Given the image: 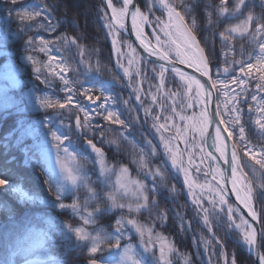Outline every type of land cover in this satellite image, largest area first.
Instances as JSON below:
<instances>
[{"label": "trees", "instance_id": "16d2710c", "mask_svg": "<svg viewBox=\"0 0 264 264\" xmlns=\"http://www.w3.org/2000/svg\"><path fill=\"white\" fill-rule=\"evenodd\" d=\"M168 2L184 15L185 24L204 48L206 56L208 45L213 46L215 60L209 64L213 80L219 78L228 86L239 76L246 86H259L264 91V79L261 78L264 71L255 59L260 53V43H264V33L255 32L264 24V0H245L239 11L235 10L238 0H223V5L229 9L227 13L222 12V0ZM138 3L150 20L158 16L161 21L167 22V13L160 7L159 0H138ZM150 7L152 11H149ZM41 8L47 11L30 21H21L16 15L24 9ZM104 11L102 0H16L15 3L0 0V36L4 40L0 41V178L9 181L7 185L0 186V205L4 212L11 213L0 221V264L9 263L11 251L24 249L32 252L33 246L50 254L55 264H83L88 259L101 258L107 252L103 246L101 253L90 254L91 242L78 241L68 226H85L93 235L100 233L101 229L104 235L112 237L113 245L115 238L110 233H119L115 220L122 222L125 218H133L143 235L136 228L130 230L122 223L120 232L127 235L121 237L120 245L131 243L145 264H232L233 260L235 264H255L223 215L220 217L224 227L212 224L219 241L203 226L186 195L183 181L166 162L157 139L150 132L149 119H145L144 112L137 105L132 90L135 84L130 87L129 77L116 65L112 38L105 27ZM249 15L252 17L249 33L242 37L231 36L229 26ZM221 34L229 39L225 40ZM120 35L127 41L125 36ZM70 38H74L76 43H65ZM28 57H32L35 63ZM238 61L244 63L246 72L251 75L239 72ZM6 62L13 66H6ZM55 62L63 64V69L58 68L64 74L63 79L52 71ZM247 63H252L254 67L248 70ZM216 68L220 69L219 73ZM224 68L229 71L223 72ZM132 79L136 81V77ZM9 82L12 85L6 87L4 84ZM88 86L95 87L91 93L94 99L101 88L114 98L113 107L127 127L112 124L100 115L92 119L89 112L93 128L91 131L87 129L84 125L85 112L80 108L86 105L83 89ZM222 86L217 85L218 88ZM26 92L45 94L66 102L71 94L73 103L67 105L65 102L63 109L49 107L35 110L26 102ZM252 93L253 96L256 94L254 90ZM218 98L223 101L222 92H217ZM102 101L103 97L96 102L97 105ZM261 107L264 108V104H255V114L249 120L242 117L246 143L256 150L257 159L261 156V149H264V131L256 124L258 119L264 123L259 114ZM221 115L227 124L226 114ZM76 116H80L83 124L81 134L74 125L73 118ZM46 117L50 118L49 125L46 124ZM228 128L233 138L236 137L238 127ZM52 132L69 137L66 142L72 143L79 151L77 157L88 177L83 184L66 194L46 160L49 144H45L42 137ZM87 139L105 150L108 171L127 168L131 177L146 186L142 189L143 195L148 196L146 205L142 197L131 204L126 197L123 199L115 195L122 199L119 200L121 204H129L130 207L112 206L108 199L111 190L114 194L112 181L110 176H106L108 185L102 186L95 154L82 147L83 140ZM148 141L152 142L151 145ZM238 142L233 139L242 162H247L251 154L241 153ZM152 147L156 148L155 154L151 152ZM142 160L150 169L160 168L164 173L163 180L157 178L155 193L147 191L153 180L141 166ZM255 173L258 178L252 179L253 200L261 228H264V187H261L264 185V172ZM50 188L52 191H49ZM73 202L77 203L75 210L59 207L60 203ZM26 203L29 205L25 206ZM138 206H142L139 211L136 210ZM86 217L93 221L87 223ZM261 244L264 255V235ZM161 245L164 246L163 257ZM145 246L149 252L144 251Z\"/></svg>", "mask_w": 264, "mask_h": 264}, {"label": "snow or ice", "instance_id": "6c2138e0", "mask_svg": "<svg viewBox=\"0 0 264 264\" xmlns=\"http://www.w3.org/2000/svg\"><path fill=\"white\" fill-rule=\"evenodd\" d=\"M12 2L15 3L16 0H12ZM244 4L245 0H238L235 5V10L239 11ZM159 5L167 13L168 20L166 23L161 21L158 16L155 17L154 20H150L148 14L143 12L140 7L134 5V0H122V7L119 8L114 5L113 0H106V8L109 9L110 12L104 11L103 18L106 21L105 27L112 38L111 44L116 54V65L123 71L125 76L129 77V86L132 87V85L135 84V87L132 88L133 92L136 93L135 99L143 105L141 95L144 93L140 86L141 82L133 81L132 71H130V68H133L134 66L135 73L139 76L141 74L140 61L144 58L137 52L136 47H134L131 42L127 44L126 51L122 50L121 43L117 39L118 32L120 30H127L128 25L126 24V21H129L131 30L134 32L136 39L139 41V47L147 52L149 56L158 57L159 61H161L159 64V71L157 73L159 78L157 92L163 91L166 73H171L174 76L179 77L183 85V89L185 90L184 94L187 102L184 104V109H192L194 103L197 102L200 105L199 113L194 114L191 117L179 115L173 106L171 109L172 115L163 117L164 123H160V114L153 115L149 109H144L145 119H148V117L151 116L153 121L152 128L159 136V143L162 146L163 152L168 157L171 167L175 168L178 173H182L183 183L186 185L188 193L192 196L193 205L198 212L203 215L204 225L208 226L209 230H211L209 211L210 209L217 211L219 214L226 216L231 227L241 231L243 242L249 249H253L257 239V229L253 227L252 223H250L249 220H246L242 214L239 217L240 223L237 224L235 222L233 214L240 212V208L229 204L227 196L230 192L234 193L235 199L243 206L244 209L248 211L252 221H256L257 212L252 206V188L248 184H242V180L247 179V173L244 172L245 168H249V170L253 173L257 171L264 172V149H261V156L257 159L256 150L246 143L245 127L240 124L241 110L235 103L236 94L229 91L228 86L224 81H221L219 78L213 80L210 75L209 64L213 63L215 60L213 46L208 45V53L206 56L204 48L201 47V44L197 41L196 36L185 24L184 15H182L180 11H177L173 4L169 3L168 0H159ZM45 11L47 10L44 8L39 10L24 9L22 11H18L16 15L21 21H30L35 17H40ZM149 11H152L151 7L149 8ZM228 11L229 9L223 5L222 0V12L227 13ZM251 19L252 17L249 15L247 20H245L241 25H237L229 31H239L240 34L243 35L244 32L247 31V25ZM193 23H195V21H193ZM153 24L156 25L152 28V33L155 37V44L149 40L144 30L145 25ZM255 32L264 33V24L257 27ZM161 35L164 37L163 40H161ZM221 36L225 40L229 39V37H224L223 34H221ZM29 43L32 42L29 41ZM65 43L75 44L76 41L74 38H70L66 39ZM259 49V56L255 59L256 63L261 65V70L264 71V43H260ZM44 50L45 49H41V51ZM28 59L35 63L32 57H28ZM236 63L239 64V72L241 74L251 75L250 72H246L243 62L238 61ZM125 64L128 66L126 67ZM178 65H187L188 68L195 69V71L200 74V78L196 75L185 72L181 67H178ZM253 67L254 65L252 63H247L248 70H251ZM152 70L153 72H157L155 66ZM37 71H39V68H37ZM215 71L219 73L220 69L216 68ZM228 71V68L223 69V72L225 73ZM205 77L207 80L203 79ZM261 78L264 79V77ZM61 79H63V76H61ZM234 82L237 84H246V82L242 81L239 76L234 78ZM67 83L68 81L65 80L66 85ZM218 84L223 86L218 88ZM214 89L216 90L215 92L213 91ZM94 90V86H88L83 89L84 97L91 105H93V108L91 109V118L94 119L95 115H100L104 120H107L112 124H119L127 127L125 121L120 119L118 112L113 107L115 103L114 98L109 94H106L101 88L99 89L100 94L96 95L94 99L91 95ZM217 92H222L224 99L223 101H220L218 98L215 111L213 112L208 105L211 103V97L216 95ZM166 95L169 97L175 96L172 92H168ZM101 97H103V101L97 105L96 102L101 101ZM253 99H255V97H253ZM151 100L155 104L157 102V95H151ZM229 100L232 101L231 105H229ZM41 103L46 108L51 107L63 109L66 107V104L71 105L73 103V96L71 94L67 96L66 104L61 103L59 100H52L50 98L43 99ZM124 103L127 104L128 101L125 100ZM76 106L80 107L78 104ZM80 110L85 112L86 119L84 121V125H86L89 131H91L93 124L89 118V110H86L83 107H81ZM249 111H251V109H249ZM104 113H106V115H104ZM222 113L226 114L228 120L231 121L228 127H238L237 139L239 141L241 153L244 155H248L249 153L251 154L250 160L247 162H242L241 155L237 152V143H233L228 139L233 135L232 131H228L225 135V129L222 127L225 120L221 115ZM177 115H179V119L181 121H187L183 127L174 123H169V121ZM260 115L264 118V111H262ZM256 124L262 131H264V123H261V120H256ZM76 127H81L79 117L76 119ZM210 128H213L214 135L209 132ZM100 135L101 137L103 136L102 131ZM52 137L57 142V148H63V151L67 154L69 149L67 147H63V145L64 141L68 140L69 137L58 135L56 132H52ZM209 139H211V147H213L215 152L219 154V158L213 155L211 151H207L209 147ZM180 141H183L182 148L179 146ZM151 143V141H148L149 145H151ZM86 144L95 154L100 170L103 173L106 170L105 150L102 147H98L91 139H87ZM197 147L202 153L201 165H203L204 159H207L215 164L214 168L211 167V165L196 167L195 171L198 175L203 172V184H198L190 173L194 155L193 148ZM151 152L155 154L156 148L152 147ZM72 158L75 159V154H73ZM66 159L67 157H65L64 160H61V167L64 170L66 179L70 180L74 185L82 182L83 177L73 168L67 166ZM221 161L223 164L227 165V169L221 167ZM141 166L145 169L146 174L153 180L151 188H148L147 191L155 193L158 188L157 178L159 177L160 180H163L164 173L160 168H156L155 170L150 169L147 162L143 160L141 161ZM127 172V168L121 169V178L126 176ZM229 181L231 183L230 188L227 186ZM8 183V180L0 178V186H5ZM145 187V185H141L142 189ZM261 187H264V185ZM49 191H52V189L50 188ZM173 191H175V188H173ZM205 192L207 194L206 196ZM93 194L95 195L94 192ZM108 199L111 201L113 207H125L124 204H118L115 197L111 194L108 195ZM142 199L146 205L148 196L143 195ZM205 199H207L209 207L204 206ZM59 207L61 209L72 208L75 210L77 203H60ZM105 207H107V204H105ZM140 207L142 206H138L136 210L139 211ZM96 211H100V209H96ZM128 223L137 227L138 233L143 235V231L139 228V226H137L135 220L128 221ZM115 224L118 226L117 232H120V227H122L121 220L116 219ZM68 228L74 233L75 238L78 241L91 242V246L89 248L90 254L101 253L103 251L102 245L104 244H108L109 250L113 247L111 245L112 237L110 236H104L100 233L93 235L81 227L72 228L69 225ZM260 231L261 235H264V228H261ZM115 239V247L118 249L120 248L121 237L118 235ZM131 248V245L124 248L123 260L128 262V264H145V262L136 254H130ZM144 251L149 252L147 246H145ZM160 253L161 257H163V245H161ZM20 255H26V250L21 249ZM258 256L260 264H264V255H260L258 253ZM91 264H105V261H97L96 259H93ZM232 264H235L234 260Z\"/></svg>", "mask_w": 264, "mask_h": 264}, {"label": "rangeland", "instance_id": "374dc122", "mask_svg": "<svg viewBox=\"0 0 264 264\" xmlns=\"http://www.w3.org/2000/svg\"><path fill=\"white\" fill-rule=\"evenodd\" d=\"M74 1H79V0H74ZM115 3L117 5H120V0H114ZM163 9V8H162ZM245 20H247V18L241 19V20H236L234 21L228 28V32L231 34V36H236V37H242L245 36L249 33L250 30V22L247 25V31L244 32L243 35L240 34L239 31L237 32H230V29L235 28L237 25H241ZM154 26L153 25H147V30L149 35L152 37V39L155 41V37L152 33V28ZM158 34V33H157ZM124 37H121V35L118 33L117 39L120 41L121 43V48L122 50L126 51L127 50V44L129 42H131L130 40L126 39L127 41H125L124 39H122ZM161 40H163L162 36H161ZM0 41H4L3 37L0 36ZM2 50H0L1 52ZM4 51V50H3ZM137 52L139 53V51L137 50ZM140 54V53H139ZM6 66H13L12 63L6 62L5 63ZM63 65V64H62ZM61 65L60 62H55L54 63V67L52 68V71H55L57 74H59V76H64V74L62 73V71L60 69H63V66ZM125 66L127 67L128 65L125 64ZM155 66L157 72H153V67ZM60 68V69H58ZM11 71L13 70V67H11L10 69ZM140 70H141V74L139 76L136 75L135 73V68L133 66V68H130V71H132V77H136V81L141 82L140 86L143 90V93L141 95V100L143 101V105L140 104V102H137V105L142 109V111L144 112V109H149L151 111V114L155 115V114H160L161 115V120L160 123H164V116H171L172 112L171 109L174 106L176 112L179 115H185L190 117L192 114V111H195V114H198L200 111V105L199 103H194V106L192 109H184V104L187 102L186 97H185V90L183 89V85L181 83V81L174 76L171 73H166V79H165V86L162 92H157V85L159 84V78H158V71H159V66L152 64L148 61H145L144 59L140 61ZM15 83V81L13 82ZM232 84V85H231ZM231 84L229 83L228 85V89L231 93L236 94V100L235 103L237 105V107L240 108L241 112L244 110L241 109V97L243 95H245L246 93V85L244 83L242 84H237L236 82H234V80L231 82ZM6 87H9L12 85V83H5L4 84ZM14 85V84H13ZM168 92H172L175 94V96L173 97H169L168 95H166V93ZM27 96V100L26 102L28 103V105H30L31 107H33V109L35 110H42V109H46V107H44L41 103V101L45 98H50L52 100H59L61 103H65L66 101L63 99H58L56 97H52V96H47L45 94L42 95H38L36 92L31 94V93H25ZM156 94L157 95V102L154 104L151 100V95ZM136 95V93H134V96ZM255 97V99H252V101H254V103H262L264 104V102H261L260 100L264 99V97H261L260 94H255L254 96H252V98ZM136 100V99H135ZM263 101V100H262ZM232 101L229 100V105H231ZM85 109L89 110V112H91V109L93 108V105H91L87 100L85 101ZM49 108V107H48ZM262 109L259 111V114L262 112V110L264 109L263 107H261ZM183 109V110H182ZM64 112V111H63ZM92 114V113H91ZM145 114V112H144ZM179 115L175 116L172 118L171 121H169V123H174L180 127H183L187 121H181L179 119ZM96 116V115H95ZM77 117H79L80 121L81 118L80 116H76L75 118H73L74 122L76 121ZM92 117V115H91ZM54 118V116H53ZM227 118V115H226ZM149 121H150V132L155 136V138L157 139V143H159V136L158 134L155 132V130L152 128V119L151 116L148 117ZM47 120V125H49V121L50 118L46 117ZM231 123V121L228 120L227 118V125H229ZM240 124H242V113H241V120H240ZM81 127L83 128V124L81 121ZM235 129V128H234ZM78 133L81 134V132L79 131ZM44 139V143L45 144H49V146L46 148L47 150V157L46 160L47 162L50 164V168H52V170L54 171L56 178L59 179L60 182V188L62 190L63 193H67L70 192L71 190L79 187L81 184H83V182L85 181L87 177L84 168L82 166V164L79 162V159L77 157L76 153H79V151L75 148V146L72 143L66 142L64 141V145L63 147H67L69 149V152L66 154L63 151V148L58 149L57 148V142L53 139L52 134H48V135H44L42 137ZM236 137H234V141H237L238 139H236ZM239 143V142H238ZM181 144H183V141H181ZM160 145V143H159ZM98 146V145H97ZM180 146V145H179ZM82 147L86 150H88L89 152H91L92 154H94L87 146L86 144V140H83L82 142ZM99 147V146H98ZM239 147V146H238ZM163 157L165 158L166 162L168 164H170V161L168 159V157L166 156V154L163 152L162 146L160 145ZM196 150V155L195 157L198 158V160H201V152L200 149L197 148H193V150ZM238 152V151H237ZM73 154H75V159L72 158ZM239 154V152H238ZM187 156V154H186ZM194 156V155H193ZM59 157V158H58ZM65 157H67L66 159V163L67 166L70 168H73L79 175H81L83 177L82 182H79L77 184H72V182L70 180H67L65 177V173L64 170L61 167V160H64ZM106 164V162H105ZM171 165V164H170ZM108 167V166H107ZM106 170L102 173L100 170V166L97 165V168L99 169V173H101L100 175V179H102V186L107 187L108 185V181H106V176H110V179L112 181V185L111 188L114 190V194L113 191L111 190V195L113 197H115V195L120 196L121 198H127L126 201H128L131 204H134V202H138L140 200V198L143 196V190L141 188V183H138L139 181H137L135 178L131 177L129 171L127 172L126 176H124L123 178H121V169L117 170V171H113L112 169L110 171ZM124 169V168H122ZM175 169V168H173ZM176 170V169H175ZM118 172V174H116ZM244 172L247 173V179L246 180H242V184H248L251 186L252 188V193H253V185H252V179H256L258 178V175L256 173H253L249 170V168H245ZM191 173V172H190ZM192 175V173H191ZM198 177V178H197ZM193 178L196 180V182L198 184H203L204 183V176H199V175H193ZM188 192V191H187ZM138 194H141V196H139ZM190 199H192V196L188 193ZM206 192H205V196H206ZM253 198V196H252ZM116 202L118 204H121L119 200H122L120 198H116ZM139 199V200H137ZM29 203H26L25 206H28ZM125 205L127 207H130V205L126 204ZM232 205V204H231ZM204 206L205 207H209L207 199H205L204 201ZM2 206L0 205V221L8 216H10L11 213H7L4 212L2 210ZM198 211V210H197ZM199 213V212H198ZM223 214H219L217 211L211 210L209 211V220L211 222V227H213L212 224H218L220 226V228L224 227V223L221 219L220 216H222ZM198 216L201 218V221L203 220V215L201 213L198 214ZM224 216V215H223ZM226 218V216H224ZM240 214L239 213H234L233 214V218L235 220V222L237 224L240 223ZM87 221V223L92 222V219H89V217L85 218ZM227 219V218H226ZM134 220L133 218H125L122 220V223L129 226L130 230L136 228L135 226H133L132 224L128 223V221ZM217 222V223H216ZM228 222V221H227ZM203 223V221H202ZM124 225V226H125ZM203 226L205 228L208 229V226L204 225ZM80 227V226H79ZM82 228H84L87 232L90 233L89 230H87L85 228V226H83ZM233 229H235L234 227H232ZM123 229V228H121ZM125 230V229H124ZM213 230V229H212ZM236 231V229H235ZM237 232V231H236ZM238 233V232H237ZM100 234L104 235L103 232L100 229ZM111 236H113L114 238L116 236H124L127 235L125 232H119L117 235H113L112 233H110ZM239 235V233H238ZM106 236V235H104ZM242 240V237L239 236ZM113 241H115V243L112 245V249L109 250V246L104 244L102 245L105 250L107 252H105L101 258H97V260H104L105 264H128V262L123 260V254H124V248L128 245H131V243H125L120 245V248L115 249V244H116V239H113ZM243 241V240H242ZM248 247V246H247ZM136 254L135 250L133 249V246L131 248V252L130 254ZM137 255V254H136ZM10 256V263L9 264H55V262L52 261V256L42 250H39L37 247L33 246V251L31 253H26V255H20V251H11L10 254L8 255ZM138 256V255H137ZM139 257V256H138ZM140 258V257H139ZM141 259V258H140ZM91 260V259H88ZM86 260L83 264H86V262L88 261ZM5 264V263H4Z\"/></svg>", "mask_w": 264, "mask_h": 264}, {"label": "water", "instance_id": "95a60500", "mask_svg": "<svg viewBox=\"0 0 264 264\" xmlns=\"http://www.w3.org/2000/svg\"><path fill=\"white\" fill-rule=\"evenodd\" d=\"M104 3H105V6H106V0H103ZM134 5L138 7V1L137 0H134ZM107 9V8H106ZM107 11L110 12L109 9H107ZM127 30L124 31V30H120L124 35H126L127 37H129L133 43L135 44V46L138 48V50L140 51V53L142 54L143 57H145L146 59L148 60H151L153 62H156L158 64L161 63V61H159L158 57H154V56H149L147 54V52H145L142 48L139 47V41L136 39L135 37V34L134 32L131 30V26H130V22L127 21ZM178 67H181L183 70H185L186 72L192 74V75H196L198 78H200V74L197 73L195 71V69H192V68H188L187 65H178ZM204 80H207V78H203ZM215 92V89L213 90ZM216 103H217V96L216 95H213L211 97V103L208 105V107L214 112L215 111V108H216ZM251 111H249V113H251ZM222 127H224L225 129V135L226 133L228 132L227 129L225 128L224 125H222ZM78 130H80V128H78ZM209 132L213 133L214 135V130L213 128H210L209 129ZM230 141V137L228 138ZM208 143L211 145V139H209ZM217 158H219V154L217 153L216 154ZM221 166L222 168L224 169H227V165L223 164V162L221 161ZM227 186L230 188L231 187V183L230 181L228 182ZM230 195V198L231 200L233 201V203L236 205V207H239L240 208V212L247 218V220H249L250 223H252V226L255 227L257 229V239H256V242H255V247L253 249H250V253L252 254L253 258H254V261H255V264H260V261H259V256H258V253L260 255H262V252H261V225H260V222H259V219L257 217L256 221L253 222L248 211L246 209L243 208L242 205L239 204V202L235 199V194L234 193H229ZM253 206V204H252ZM253 209H254V206H253ZM255 210V209H254ZM98 261V260H97ZM92 260L88 261L87 264H91Z\"/></svg>", "mask_w": 264, "mask_h": 264}, {"label": "bare ground", "instance_id": "6f19581e", "mask_svg": "<svg viewBox=\"0 0 264 264\" xmlns=\"http://www.w3.org/2000/svg\"><path fill=\"white\" fill-rule=\"evenodd\" d=\"M121 1V3H122V0H120ZM113 3H114V5L117 7V8H119L120 7V5H117L116 3H115V1L113 0ZM122 7V6H121ZM126 24H127V21H126ZM144 30H145V33H146V35L148 36V38H149V40L153 43V44H155V41L152 39V37L149 35V33H148V30H147V25H145L144 26ZM186 72V71H185ZM177 77V76H176ZM178 79H179V77H177ZM180 80V79H179ZM207 151H211L212 153H213V155H215L216 156V152H215V149L213 148V147H211V145L209 144V147H208V149H207ZM197 166H201V167H203V165H211V167H215V164H213L211 161H209V160H207V159H204V161H203V165H201V164H197V163H195ZM202 174H203V172H202ZM230 196H229V194H228V196H227V200H228V203L230 204V202H229V198ZM244 218L247 220V218L244 216ZM241 232V231H240Z\"/></svg>", "mask_w": 264, "mask_h": 264}]
</instances>
